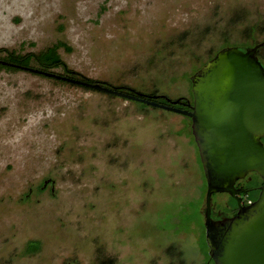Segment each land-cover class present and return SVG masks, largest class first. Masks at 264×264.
<instances>
[{
    "label": "rangeland",
    "instance_id": "374dc122",
    "mask_svg": "<svg viewBox=\"0 0 264 264\" xmlns=\"http://www.w3.org/2000/svg\"><path fill=\"white\" fill-rule=\"evenodd\" d=\"M262 41L264 0H0V49L60 42L80 77L143 96L191 101V76L217 51ZM187 127L0 64V264H205L206 187Z\"/></svg>",
    "mask_w": 264,
    "mask_h": 264
},
{
    "label": "water",
    "instance_id": "95a60500",
    "mask_svg": "<svg viewBox=\"0 0 264 264\" xmlns=\"http://www.w3.org/2000/svg\"><path fill=\"white\" fill-rule=\"evenodd\" d=\"M262 45L260 42L243 49L230 46L217 51L190 78V110L129 95L97 82L18 68L188 117L206 185L203 227L209 259L213 264H264V67L257 56ZM0 64L8 65L3 61ZM249 173H255L262 183L257 199L241 207L237 195L245 190L236 188L235 183ZM214 194L233 198L237 213L213 220Z\"/></svg>",
    "mask_w": 264,
    "mask_h": 264
},
{
    "label": "trees",
    "instance_id": "16d2710c",
    "mask_svg": "<svg viewBox=\"0 0 264 264\" xmlns=\"http://www.w3.org/2000/svg\"><path fill=\"white\" fill-rule=\"evenodd\" d=\"M251 31H252V33H255L254 29L251 30ZM252 40H254V39H252ZM262 43H263V45L257 50V56H258V53H259L260 49L264 47V41H262ZM256 44H258V43H253L252 46H254ZM230 46H234V45H229V47ZM64 47H65V44L58 42V43L53 44L50 47L44 49L43 51H41L39 53H27V54H17L15 51H7V50L0 49V54H2V53L4 54L3 57H0V61H3L5 63H7L8 64L7 66H10V67H15V66L16 67H26V68H31L32 67V68L38 69V70H40L42 72H50L53 69H61V71L63 72V76L66 77V78L82 80V81H87V82L93 83L94 81H91V80L86 79V78H82L77 73H75L74 71H72V70L67 68L66 64L62 61V59H61V57H60V55L58 53V50L60 48H64ZM239 48L243 49L244 47H240L239 46ZM245 48H247V47H245ZM66 50H69V49L66 48ZM258 58L262 61V59L259 56H258ZM210 59L211 58H209L208 60H210ZM262 65L264 66L263 61H262ZM116 90H118L120 92H123V93H126V94H129V95H138L140 97L146 98V99H148L150 101H153V102H157V103H160V104H164V105L172 106V107H177V108L185 109V110H187L186 109V104L189 101V100H187L185 98H178V99H175V100H169V99H167L165 97H162V96H156L155 94H153L151 96H143V95H140V94H137V93L133 92L131 89H128V88L125 89L123 87L116 88ZM159 99H162V101H159ZM191 100H192V98H191ZM189 102L191 103V101H189ZM185 118L190 123L189 118L188 117H185ZM187 128L189 129V135H191L190 128L189 127H187ZM191 139H193V137H191ZM261 141L264 144V138ZM198 163H199V166H200V162L199 161H198ZM252 180H256L259 183H261L259 177L256 174L254 175ZM253 182H255V181H253ZM252 185H254V183ZM204 186L206 187L205 180H204L203 188H204ZM257 194L258 193L256 191L253 195L247 196L246 200H252V201L256 200L257 199ZM230 200H231V205L233 207H235V205H236L235 201L232 200V199H230ZM180 214H183V212L181 211ZM191 220L192 219H190V221ZM177 227H180V225L177 226ZM200 227H201V230H202L201 246H202V248L204 249V252H205L203 257L205 258L204 259L205 261L206 260L209 261L210 259H209L208 255H207V248H206V244H205V241H204L203 224H201ZM160 229H162V228H160ZM158 230H159V228H158Z\"/></svg>",
    "mask_w": 264,
    "mask_h": 264
},
{
    "label": "flooded vegetation",
    "instance_id": "af4514ba",
    "mask_svg": "<svg viewBox=\"0 0 264 264\" xmlns=\"http://www.w3.org/2000/svg\"><path fill=\"white\" fill-rule=\"evenodd\" d=\"M188 103L186 104V109L190 110V106L192 105V100H191V103L189 101H188ZM174 108H177V107H174ZM177 109H180V108H177ZM181 110H185V109H181ZM184 117H186V116H184ZM254 175H255V173H249L243 179L238 180L235 183L236 188L245 190V193H240L237 195V197L240 198V206L241 207L247 206L248 205L247 202H250V204L253 202L252 200H246V197L250 195L251 191H255V192L257 191V193H259V187L261 186L262 182L259 183L258 181L255 180L254 185H252V186H249L247 183L253 179ZM224 195L229 197V199L234 200L228 194H224ZM257 196H258V194H257ZM235 203H236V201H235ZM223 207L226 208V211L223 209H217V204L215 205V203H211V218L213 220H221V219H224L227 217H232L237 213V210H238L237 203H236L235 207H233L232 205H228L227 203H224ZM205 264H213V262L211 260H209Z\"/></svg>",
    "mask_w": 264,
    "mask_h": 264
},
{
    "label": "built area",
    "instance_id": "2783aa9c",
    "mask_svg": "<svg viewBox=\"0 0 264 264\" xmlns=\"http://www.w3.org/2000/svg\"><path fill=\"white\" fill-rule=\"evenodd\" d=\"M248 204H250V202H247Z\"/></svg>",
    "mask_w": 264,
    "mask_h": 264
}]
</instances>
